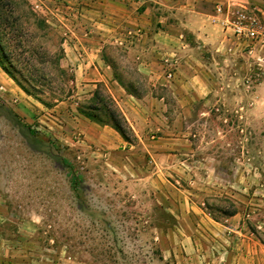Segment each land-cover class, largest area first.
I'll return each mask as SVG.
<instances>
[{
	"label": "rangeland",
	"instance_id": "obj_1",
	"mask_svg": "<svg viewBox=\"0 0 264 264\" xmlns=\"http://www.w3.org/2000/svg\"><path fill=\"white\" fill-rule=\"evenodd\" d=\"M16 1L19 19L6 39L14 64L51 81L28 94L0 66V264H176L184 200L207 257L227 243L217 223L264 252V0L226 11L229 47L185 31L175 53L151 60L158 80L140 70L135 29L114 34L92 24L103 17L93 0ZM240 12L255 21L258 38L233 33ZM88 56L100 82L78 71ZM112 80L146 107L163 96L162 116H138L144 140L126 121L130 141L118 145L82 114L98 90L122 115ZM182 82L202 96L175 93ZM166 147L172 155L160 170L149 151Z\"/></svg>",
	"mask_w": 264,
	"mask_h": 264
},
{
	"label": "crops",
	"instance_id": "obj_2",
	"mask_svg": "<svg viewBox=\"0 0 264 264\" xmlns=\"http://www.w3.org/2000/svg\"><path fill=\"white\" fill-rule=\"evenodd\" d=\"M243 2L246 0H93L91 2L92 10L100 11L103 13V17L92 24H97V26L108 29L114 34L121 33L120 28L135 29L138 35L135 37L134 46L141 47L146 50V53H149V55L145 54L143 49L139 51L143 59L140 62V70L147 72L150 79L158 80L161 73L151 67V60L165 59V56L175 53L173 44L184 45L185 31L196 35L203 42L212 41L218 44V49L229 47L232 38L229 26L224 23L226 11L231 5H242ZM92 53L91 50L89 54L92 55ZM83 58L86 59V62L82 65L79 64V73H82L88 80L100 82L103 75L97 65L91 62L89 56ZM91 76H96V78L92 79ZM152 85H155V82ZM173 86L175 93L182 95L186 90L192 95L193 100L202 96L198 93V89L194 85L192 89L188 82ZM109 92L136 136L139 140H144L145 136L139 129L138 116L145 121H149L150 116H162V111L166 107L163 96H150L148 99L149 107H146L133 95H125V87L117 80H112V88ZM153 105L156 107L153 108ZM182 106L185 107L183 112H187L185 109L189 107V104L183 102ZM90 122L91 127L99 126L101 130L104 129L111 133L116 144L121 145V140L124 141L122 136L110 125L102 124L101 128L98 123ZM160 139H163L164 143H168L172 138L162 136ZM169 148H160L158 151L150 149L149 151L160 170L165 166L166 158L172 155ZM188 212H190L189 202L184 200V249H174L177 257L176 264H264V252L253 239L236 229L232 230L235 232L234 234L226 236L222 229L223 226L217 222L218 227L215 233L227 243L218 244L216 249L218 253H214L213 259L207 257V254L202 253V248L196 245L194 232L197 231V227L188 226L186 219ZM167 254L171 255L170 249H168Z\"/></svg>",
	"mask_w": 264,
	"mask_h": 264
},
{
	"label": "trees",
	"instance_id": "obj_3",
	"mask_svg": "<svg viewBox=\"0 0 264 264\" xmlns=\"http://www.w3.org/2000/svg\"><path fill=\"white\" fill-rule=\"evenodd\" d=\"M16 0H0V66L15 80V82L28 94L42 93L43 90L39 86H43L42 81L47 83L51 79L46 75H23L20 72L11 57L6 39L9 35V29L12 23H17L19 16L16 14ZM11 34V33H10ZM20 44V43H19ZM19 76V77H18ZM95 104L89 105L82 110V114L98 124H108L114 128L124 140L130 141L128 136L129 127L125 118L111 106V99L106 100L99 94L98 90L94 91ZM42 103H45L41 97H38ZM15 116V115H14ZM30 130V126L26 125ZM70 177L74 185L79 180L78 175L70 172ZM230 212L228 215H233Z\"/></svg>",
	"mask_w": 264,
	"mask_h": 264
},
{
	"label": "built area",
	"instance_id": "obj_4",
	"mask_svg": "<svg viewBox=\"0 0 264 264\" xmlns=\"http://www.w3.org/2000/svg\"><path fill=\"white\" fill-rule=\"evenodd\" d=\"M231 23L233 33L238 37L258 38L255 21L248 19L245 14L239 13L236 20ZM170 75V74H169Z\"/></svg>",
	"mask_w": 264,
	"mask_h": 264
}]
</instances>
